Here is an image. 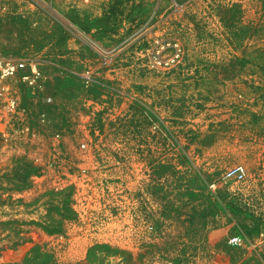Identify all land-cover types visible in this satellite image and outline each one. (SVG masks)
<instances>
[{
	"label": "rangeland",
	"instance_id": "374dc122",
	"mask_svg": "<svg viewBox=\"0 0 264 264\" xmlns=\"http://www.w3.org/2000/svg\"><path fill=\"white\" fill-rule=\"evenodd\" d=\"M0 52V264H264V0H0Z\"/></svg>",
	"mask_w": 264,
	"mask_h": 264
},
{
	"label": "built area",
	"instance_id": "2783aa9c",
	"mask_svg": "<svg viewBox=\"0 0 264 264\" xmlns=\"http://www.w3.org/2000/svg\"><path fill=\"white\" fill-rule=\"evenodd\" d=\"M83 79L86 82L90 80L87 76ZM43 80L44 72L32 58H12L0 52V135L4 134L9 125L14 134L32 135L27 122L28 111L24 98L29 94L35 95ZM45 100L50 101L48 98ZM40 119L45 121L46 115L40 114ZM244 175L242 166L229 169L225 174L227 178L238 180Z\"/></svg>",
	"mask_w": 264,
	"mask_h": 264
}]
</instances>
